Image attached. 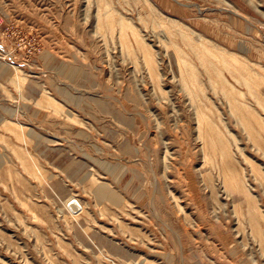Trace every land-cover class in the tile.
I'll return each mask as SVG.
<instances>
[{"label":"rangeland","instance_id":"374dc122","mask_svg":"<svg viewBox=\"0 0 264 264\" xmlns=\"http://www.w3.org/2000/svg\"><path fill=\"white\" fill-rule=\"evenodd\" d=\"M0 70V264H264V0H0Z\"/></svg>","mask_w":264,"mask_h":264},{"label":"bare ground","instance_id":"6f19581e","mask_svg":"<svg viewBox=\"0 0 264 264\" xmlns=\"http://www.w3.org/2000/svg\"><path fill=\"white\" fill-rule=\"evenodd\" d=\"M122 23H124L125 25H126V23H128L127 22V20L126 19H124L123 18V22ZM174 43V42H173ZM175 44V43H174ZM176 45V44H175ZM196 46V45H195ZM179 49V48H178ZM179 51V50H178ZM183 61V60H182ZM14 65V64H13ZM15 67V69H16V73H17V66H14ZM0 73H2V71L0 70ZM15 73V76H14V78H13V80L14 81H16L18 84H20L21 83V77H19V76H17V74ZM19 75V74H18ZM98 193L100 194V195H103V194H106L107 192L103 189V188H99L98 189ZM252 229H253V231H255L256 230V225L254 224V226H252Z\"/></svg>","mask_w":264,"mask_h":264}]
</instances>
